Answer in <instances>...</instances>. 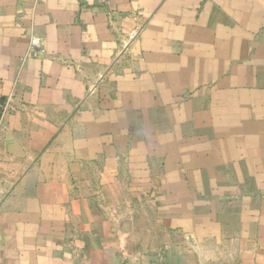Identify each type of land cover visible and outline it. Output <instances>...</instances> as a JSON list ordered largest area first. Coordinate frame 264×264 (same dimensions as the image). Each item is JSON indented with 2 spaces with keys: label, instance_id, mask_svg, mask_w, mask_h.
<instances>
[{
  "label": "crops",
  "instance_id": "obj_1",
  "mask_svg": "<svg viewBox=\"0 0 264 264\" xmlns=\"http://www.w3.org/2000/svg\"><path fill=\"white\" fill-rule=\"evenodd\" d=\"M0 101V264H107L57 235L125 175L180 231L161 264H264V0H0ZM158 136L182 174L144 171Z\"/></svg>",
  "mask_w": 264,
  "mask_h": 264
},
{
  "label": "rangeland",
  "instance_id": "obj_2",
  "mask_svg": "<svg viewBox=\"0 0 264 264\" xmlns=\"http://www.w3.org/2000/svg\"><path fill=\"white\" fill-rule=\"evenodd\" d=\"M5 108L6 106L3 105L1 114L5 111ZM122 155H120V158ZM126 158L127 156L125 155L123 160H126ZM125 176L128 177L127 175ZM126 177H119V183L117 184L126 196L125 200H122V203L119 202V205H117L115 200H110L111 196H115V194L112 195L111 193L107 198L108 200L98 197L97 200L93 201L95 205L93 207L94 215L92 217L94 222L92 224L88 222L87 224H81L79 205L70 207L73 214H67V219H65L67 225L70 226L68 233L66 232V235L62 237L57 235L62 245L60 249L61 258L65 261L62 263H72L74 254L82 252L83 256H85L86 250L93 249L96 251L94 245H100L101 243L97 242L98 239H101L106 247H101L102 252L99 251V258L102 260L101 258L105 255V258L108 260L107 264H119L121 254L125 256L127 264H161L162 262L164 263L167 257L165 244H169L168 242L171 240L179 243L182 242L181 234H179L180 231L168 230L167 226L169 224L164 216L161 213L158 214L155 207L152 205L148 206L146 203L149 197V194H147L149 186L138 190H131L135 184H127L130 178ZM111 186L112 184L106 185L105 190L112 192ZM98 187L100 188L98 185L96 191L101 189H98ZM143 190H146V193ZM144 194L146 196L142 197ZM97 203L101 207L100 205L97 206ZM77 227L84 229L85 231L82 233L88 234V237L91 236L93 240L90 245L86 243L85 252L80 249L82 239L76 237L75 231ZM89 227L92 228V231L85 229ZM68 237L74 238V240H69ZM117 250H120V255L119 251L117 253ZM63 253L67 254V256Z\"/></svg>",
  "mask_w": 264,
  "mask_h": 264
},
{
  "label": "trees",
  "instance_id": "obj_3",
  "mask_svg": "<svg viewBox=\"0 0 264 264\" xmlns=\"http://www.w3.org/2000/svg\"><path fill=\"white\" fill-rule=\"evenodd\" d=\"M4 105V102L0 101V114L2 111V107ZM155 142L153 146L148 149H141L139 152V158L143 165V169L145 172L149 171L148 166V159L150 155L156 156L157 158L161 159L160 166L162 168V173H167L168 175H180L182 174L181 171V164L179 161H176L180 154V149L177 148L176 145L173 144L174 139H171L169 137H157L155 139ZM180 183V182H179ZM177 183L179 188L182 186V184ZM143 185H149V184H143ZM163 184L159 183L158 186H161Z\"/></svg>",
  "mask_w": 264,
  "mask_h": 264
},
{
  "label": "built area",
  "instance_id": "obj_4",
  "mask_svg": "<svg viewBox=\"0 0 264 264\" xmlns=\"http://www.w3.org/2000/svg\"><path fill=\"white\" fill-rule=\"evenodd\" d=\"M136 36V33H133L131 35V38H134ZM30 50L33 52H39L41 51V39L35 36L30 37Z\"/></svg>",
  "mask_w": 264,
  "mask_h": 264
},
{
  "label": "water",
  "instance_id": "obj_5",
  "mask_svg": "<svg viewBox=\"0 0 264 264\" xmlns=\"http://www.w3.org/2000/svg\"><path fill=\"white\" fill-rule=\"evenodd\" d=\"M122 264H126L124 260L122 261Z\"/></svg>",
  "mask_w": 264,
  "mask_h": 264
}]
</instances>
